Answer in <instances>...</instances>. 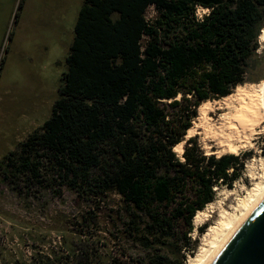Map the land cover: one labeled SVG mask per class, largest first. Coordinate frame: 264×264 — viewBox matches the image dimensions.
I'll return each instance as SVG.
<instances>
[{
	"label": "trees",
	"instance_id": "1",
	"mask_svg": "<svg viewBox=\"0 0 264 264\" xmlns=\"http://www.w3.org/2000/svg\"><path fill=\"white\" fill-rule=\"evenodd\" d=\"M25 4L18 1L14 24ZM199 7L209 9L202 19ZM263 26L264 0H83L51 115L2 158L3 177L92 200L118 195L122 232L148 252L138 264H184L197 245L196 213L216 187L232 189L245 166L185 137L201 104L248 81ZM88 221L98 225L91 214ZM62 250L32 263L121 264L81 241Z\"/></svg>",
	"mask_w": 264,
	"mask_h": 264
},
{
	"label": "rangeland",
	"instance_id": "2",
	"mask_svg": "<svg viewBox=\"0 0 264 264\" xmlns=\"http://www.w3.org/2000/svg\"><path fill=\"white\" fill-rule=\"evenodd\" d=\"M18 1L0 0V60L4 56L6 59L0 69V161L50 117L83 3V0H26L14 24ZM207 13L199 9L196 16L202 19ZM155 15V9L149 8L147 17L152 19ZM11 31L13 37L9 41ZM261 34L262 31L258 38L259 48L250 60L248 81L241 86L257 84L264 78ZM226 112L214 109L208 115L219 120ZM197 123L196 118L185 141L196 137L206 155L235 154L244 159L245 166L232 189L216 187L212 202L218 211L211 214V220L201 225L192 222L191 238L197 240V245L194 255L187 256L184 264L203 248L208 249L205 234L219 219L218 212L226 209L233 212L240 200L264 182H261L264 177V122L253 134L251 145L236 142L235 152L205 139V131L197 128ZM185 141L175 151L178 155ZM3 176L0 171V264H33L37 253L46 254L52 249L63 251L65 245L80 241L88 243L89 250L103 260L121 264H138L148 255L122 232L124 206L118 195L111 194L104 201L92 200L65 187L26 188L23 183L11 184ZM89 214L91 218H98L97 226L90 225ZM203 226L206 229L201 234L198 229Z\"/></svg>",
	"mask_w": 264,
	"mask_h": 264
},
{
	"label": "bare ground",
	"instance_id": "3",
	"mask_svg": "<svg viewBox=\"0 0 264 264\" xmlns=\"http://www.w3.org/2000/svg\"><path fill=\"white\" fill-rule=\"evenodd\" d=\"M260 38L264 40V27ZM214 109L227 110V112L219 120H214L208 115L209 112H214ZM197 120L196 127L205 131V139L228 148L230 152H235L236 142L245 146L251 143V138L257 127L264 122V78L257 84L238 86L234 93L220 100L207 102L199 108ZM188 131H192V128ZM179 146L180 144L174 148V151ZM263 181L264 177L261 178V182ZM263 196L264 182L250 191L246 198L240 200L233 212L226 211L227 209L218 212L219 219L215 224L213 223L214 225L209 226L205 234L208 249L203 248L189 260L188 264H210ZM221 203H217V205L219 206ZM216 207V204L211 202L204 210L198 211L193 218L194 225H201L205 221H209L211 214L218 211L215 209Z\"/></svg>",
	"mask_w": 264,
	"mask_h": 264
},
{
	"label": "water",
	"instance_id": "4",
	"mask_svg": "<svg viewBox=\"0 0 264 264\" xmlns=\"http://www.w3.org/2000/svg\"><path fill=\"white\" fill-rule=\"evenodd\" d=\"M210 264H264V196Z\"/></svg>",
	"mask_w": 264,
	"mask_h": 264
},
{
	"label": "built area",
	"instance_id": "5",
	"mask_svg": "<svg viewBox=\"0 0 264 264\" xmlns=\"http://www.w3.org/2000/svg\"><path fill=\"white\" fill-rule=\"evenodd\" d=\"M199 9H202V11H203L204 13L209 12V9H204V8H202V7H199L198 10H199ZM207 14H208V13H207ZM207 14H206V15H207Z\"/></svg>",
	"mask_w": 264,
	"mask_h": 264
}]
</instances>
